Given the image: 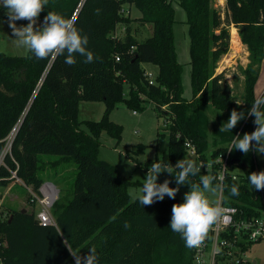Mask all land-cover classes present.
Here are the masks:
<instances>
[{
	"label": "trees",
	"instance_id": "1",
	"mask_svg": "<svg viewBox=\"0 0 264 264\" xmlns=\"http://www.w3.org/2000/svg\"><path fill=\"white\" fill-rule=\"evenodd\" d=\"M172 2L184 10L188 25L190 100L182 97ZM125 4L138 9L140 16L124 14ZM225 8L224 24L213 0H49L38 24L48 11L76 17V26L88 36L94 61L85 63V57L77 54L76 63L68 65L66 54L36 59L30 53L0 51V153L9 134L17 130L0 164V189L14 182L37 192L46 167L57 168L68 161L76 166L71 197L51 207L55 224H40L33 209L12 208L0 215V264H75L71 251L85 256L93 246L99 264H190L192 248L169 226L173 204L183 199L143 206L127 193L129 182L116 167L97 156L102 132L116 142L121 139L122 125L109 118L121 102L134 112L150 101L158 114L170 116L167 150L148 159L143 165L146 171L155 162L175 165L185 159L188 142L195 150L194 161L204 165L196 177L189 178L190 183L213 174V183L218 184L222 168L218 159L226 158L222 204L237 207L245 217L262 214L264 189L256 191L248 181L251 172H259L253 152L234 149L233 140L253 131L255 124L247 112L256 99L254 85L264 57V0H225ZM1 15L7 17L0 7ZM133 21L150 24L151 33L138 39ZM120 24L124 30L118 36ZM230 24L248 51V61L240 67V100L233 97L224 72L215 73L217 61L229 49ZM144 63L157 68L152 82ZM83 100L104 102L99 120H79ZM234 108L245 112V117L232 132L211 128L210 110L224 114L222 123H226ZM235 167L242 169L237 176L232 172ZM167 179L176 187L174 175L168 173ZM234 184L238 195L231 193Z\"/></svg>",
	"mask_w": 264,
	"mask_h": 264
},
{
	"label": "rangeland",
	"instance_id": "2",
	"mask_svg": "<svg viewBox=\"0 0 264 264\" xmlns=\"http://www.w3.org/2000/svg\"><path fill=\"white\" fill-rule=\"evenodd\" d=\"M174 8V23L172 26L174 35V46L176 52V59L181 64V87L182 97L190 100L192 97V86L190 80V63H189V38H188V25L186 23V17L184 10L175 2H172ZM213 5L217 8L221 14L223 23H226V8L225 0H213ZM5 9L1 7V13H4ZM123 13L128 14L131 18L140 16V11L131 6L130 9L127 5H123ZM26 24L22 21H17V26ZM124 25L117 26L116 35H122ZM133 32L138 39H143L151 33L150 24H141L138 21L132 22ZM236 27L233 24L228 26L230 39L236 40ZM238 33V30H237ZM239 35V34H238ZM240 38V37H239ZM229 39V40H230ZM242 44V51L231 57V47L229 41V49L226 53L222 54L217 61L215 73L220 71L224 72L226 80L232 87V95L236 100H240L243 86V76L240 67L245 66L247 63V55L245 54L246 46ZM240 44V45H241ZM0 51L10 55H26L27 52L18 48L15 44V39L12 36V30L8 26L7 17L0 16ZM225 57V58H224ZM147 66L153 64L146 63ZM143 66V65H142ZM146 66V65H144ZM223 66V67H222ZM219 70V71H218ZM149 68L146 67L148 74ZM151 80H154L153 76H148ZM128 93V84L124 85V94ZM260 95V94H259ZM103 101L83 100L79 102V120H99L104 111ZM165 107H163L164 109ZM167 111V109H164ZM211 128H220L222 122L226 119L224 114L218 111H209ZM109 118L122 125L121 139L116 142L115 139L110 137L105 132H102L99 136V149L97 156L99 159H103L114 165L120 174V176L129 182L127 186V193L130 189L139 190L146 177L147 171L143 168V165L148 159H153L155 156L160 157L161 154L167 150L168 136L167 126L170 120V116L157 113L154 109V104L147 101L144 104L142 111H134L129 109L124 103H119L109 113ZM256 125L254 124L253 131ZM82 128L86 131V128L82 125ZM13 134V131L9 134L7 141ZM7 141L0 153V164L3 163V156L8 151ZM256 163L257 171L264 170V154H257L252 151ZM195 155L188 150L185 160H194ZM150 168V167H149ZM232 172L237 176L242 172V169L235 167ZM76 174V166L74 162L68 161L60 164L57 168L46 167L41 172L43 180H51L55 183L58 189V200L65 201L71 197L72 183ZM167 172H162L158 175V183H162L167 179ZM173 187V186H170ZM190 191V187H179V191L176 194L178 198H184L186 192ZM31 187H23L16 183H11L0 189V215L4 216L9 213L12 208L36 210L38 208L37 200L33 197ZM169 197L165 195L164 199ZM213 199H218V192ZM247 258L255 260L257 264H264V240L253 243L247 252Z\"/></svg>",
	"mask_w": 264,
	"mask_h": 264
},
{
	"label": "clouds",
	"instance_id": "3",
	"mask_svg": "<svg viewBox=\"0 0 264 264\" xmlns=\"http://www.w3.org/2000/svg\"><path fill=\"white\" fill-rule=\"evenodd\" d=\"M49 0H0V7L6 10L8 26L18 48L35 56L36 59H46L52 56L66 54L65 63H76L78 54L85 57V63L94 61V54L87 48L88 36L76 26V17H66L61 13L48 11L42 23L38 24L41 13L48 6ZM17 21H27L17 26ZM238 104V103H237ZM247 115L254 117V131L236 135L233 148L244 154L255 151L264 154V97L255 99ZM245 117V112L231 111L226 123H222L219 131H231ZM229 151H232L230 148ZM204 165L197 164L192 159H180L175 165L155 162L148 168L142 187L137 191L129 190L130 197L145 206L156 201H162L167 195L175 199L179 186L188 184L190 191L186 192L183 202L174 203L170 228L180 234L188 248L200 247L208 237L212 226L224 214L217 195L219 185L214 184L216 176L205 174L200 176L198 183H190V177H196ZM210 167V166H209ZM176 169H179L177 172ZM208 171V169H206ZM167 172L175 176L176 187H170V181L165 179L158 183V175ZM248 181L254 190L264 189V170L251 172ZM232 195H238V187H231ZM71 251V250H70ZM75 264H99V255L95 246L88 249L85 256L71 251Z\"/></svg>",
	"mask_w": 264,
	"mask_h": 264
},
{
	"label": "built area",
	"instance_id": "4",
	"mask_svg": "<svg viewBox=\"0 0 264 264\" xmlns=\"http://www.w3.org/2000/svg\"><path fill=\"white\" fill-rule=\"evenodd\" d=\"M115 58L118 60L117 56ZM148 76L150 77V73H148ZM149 80L152 82L150 78ZM14 132L13 130V134L7 141L8 150L14 137ZM185 145L195 155L193 146L188 142ZM218 161H222L221 171L217 175L219 184L218 199L224 209V214L212 226L204 243L198 248H192L190 264L255 263V260L247 258V252L252 245L249 246V249H243L242 244H253L264 240V211L260 216L245 217L243 211L237 207L222 204V186L226 171V158H219ZM12 176H15L14 172ZM233 177L235 178L236 176ZM16 181L21 183L19 179H16ZM32 193L38 203V208L34 211L35 218L42 225L55 224L51 214V207L57 198V186L51 180H44L38 187L37 192L32 190Z\"/></svg>",
	"mask_w": 264,
	"mask_h": 264
},
{
	"label": "crops",
	"instance_id": "5",
	"mask_svg": "<svg viewBox=\"0 0 264 264\" xmlns=\"http://www.w3.org/2000/svg\"><path fill=\"white\" fill-rule=\"evenodd\" d=\"M137 17V16H135ZM236 29V28H235ZM237 32H236V40H235V46L237 48V53H240L242 51V45L239 44L238 42V39L241 43V40L239 38V35H238V38H237ZM231 45V43H230ZM236 53V54H237ZM245 54H248V51L247 49L245 50ZM235 56V55H234ZM144 69L146 70V67L149 68L150 71H148V73H150V76H155L156 72H157V68H153L152 66H147V64H142ZM146 65V66H144ZM146 72V71H145ZM147 73V72H146ZM243 79V78H242ZM243 82V81H242ZM243 84V83H242ZM260 94V95H259ZM262 95H264V57L261 61V65H260V69H259V73H258V76H257V79L255 81V85H254V96L255 98H260ZM54 183V182H53ZM12 185L14 184V182L11 183ZM55 184V183H54Z\"/></svg>",
	"mask_w": 264,
	"mask_h": 264
},
{
	"label": "bare ground",
	"instance_id": "6",
	"mask_svg": "<svg viewBox=\"0 0 264 264\" xmlns=\"http://www.w3.org/2000/svg\"><path fill=\"white\" fill-rule=\"evenodd\" d=\"M230 43H231V45H230V47H231V57H233L234 55H236V53H237V48H236V46H235V42H234V38L233 37H231V39H230ZM225 58V57H224ZM223 67V66H222ZM219 71V70H218Z\"/></svg>",
	"mask_w": 264,
	"mask_h": 264
},
{
	"label": "water",
	"instance_id": "7",
	"mask_svg": "<svg viewBox=\"0 0 264 264\" xmlns=\"http://www.w3.org/2000/svg\"><path fill=\"white\" fill-rule=\"evenodd\" d=\"M16 131H17V130H15L14 134L16 133ZM21 211H23V212H24V211H25V209H21Z\"/></svg>",
	"mask_w": 264,
	"mask_h": 264
}]
</instances>
